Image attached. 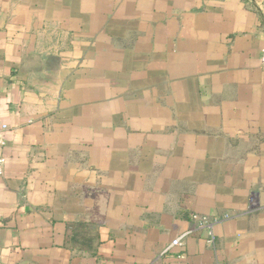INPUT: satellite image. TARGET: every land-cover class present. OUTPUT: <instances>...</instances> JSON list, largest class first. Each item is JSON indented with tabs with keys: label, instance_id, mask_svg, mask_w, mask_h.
Instances as JSON below:
<instances>
[{
	"label": "crops",
	"instance_id": "1",
	"mask_svg": "<svg viewBox=\"0 0 264 264\" xmlns=\"http://www.w3.org/2000/svg\"><path fill=\"white\" fill-rule=\"evenodd\" d=\"M263 48L264 0H0V264H264Z\"/></svg>",
	"mask_w": 264,
	"mask_h": 264
},
{
	"label": "built area",
	"instance_id": "2",
	"mask_svg": "<svg viewBox=\"0 0 264 264\" xmlns=\"http://www.w3.org/2000/svg\"><path fill=\"white\" fill-rule=\"evenodd\" d=\"M260 60H261V63L262 65H264V48L261 50V53H260ZM8 130V126L7 124L3 123V122H0V175L3 174V167H4V163H5V157L2 153V149H3V146H4V140H3V134ZM195 217V215L193 216ZM187 233H183L179 236H177L176 238H174L170 244L168 245V247L166 248V250H169L171 249L172 247H176V246H181L183 245V239L186 237ZM209 242L210 244L213 243L214 241V236L212 234V231L210 230V236H209Z\"/></svg>",
	"mask_w": 264,
	"mask_h": 264
},
{
	"label": "rangeland",
	"instance_id": "3",
	"mask_svg": "<svg viewBox=\"0 0 264 264\" xmlns=\"http://www.w3.org/2000/svg\"><path fill=\"white\" fill-rule=\"evenodd\" d=\"M39 76V75H37ZM107 196V192L105 191H100L99 192V195L97 198H102V201L104 200V198H106ZM195 215V217H193ZM192 214L191 217L192 219L194 220V222L198 223V226H200V228H203L204 231L206 232V236H207V239L206 241L208 242V245H210V242L208 241L209 240V236H210V230L212 231V234H213V229H212V222L210 221L209 218H207L206 216L204 215H198V214ZM190 231H186L184 233H189ZM183 234V233H182ZM185 239V238H184ZM183 239V240H184ZM184 242V241H183ZM212 245V244H211Z\"/></svg>",
	"mask_w": 264,
	"mask_h": 264
},
{
	"label": "trees",
	"instance_id": "4",
	"mask_svg": "<svg viewBox=\"0 0 264 264\" xmlns=\"http://www.w3.org/2000/svg\"><path fill=\"white\" fill-rule=\"evenodd\" d=\"M214 242V241H213ZM213 244V243H212ZM213 246V245H212Z\"/></svg>",
	"mask_w": 264,
	"mask_h": 264
}]
</instances>
